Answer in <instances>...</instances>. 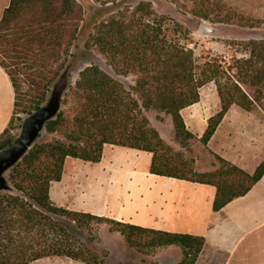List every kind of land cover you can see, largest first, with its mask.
Listing matches in <instances>:
<instances>
[{"label": "trees", "instance_id": "trees-1", "mask_svg": "<svg viewBox=\"0 0 264 264\" xmlns=\"http://www.w3.org/2000/svg\"><path fill=\"white\" fill-rule=\"evenodd\" d=\"M85 1L88 8L82 0H11L0 21V64L16 93L14 115L0 135V148L12 142L23 115L45 100L52 81L73 53L83 23L86 33L90 31L89 49L97 47L118 74H138L137 83L129 84L84 54L91 64L80 71L59 116L48 123V135L61 133L65 138L47 135L36 143L10 173L11 182L20 191L0 192V264H29L50 256L109 264V249L100 247L92 235L93 223L104 221L111 230L121 232L132 248L179 244L184 257L177 264H195L205 236L70 209L52 199L51 186L62 179L68 157L98 162L106 144H117L152 152L150 171L154 173L217 185L216 210L247 193L264 175V160L250 173L218 155L220 168L198 171L183 152L166 142L145 108L170 113L177 134L192 137L182 109L199 101L201 88L216 80L222 107L209 119L202 135L207 144L233 103L253 109L260 102L264 94V37L245 41L249 56L233 64L226 66L214 55L201 63L194 49L182 45V35L193 30L178 23L176 37H169L162 18H153L151 1L125 4L110 18L104 15L112 0ZM195 14L216 19L209 10H196ZM225 75L228 81L222 84ZM24 82L30 85L28 92L23 90ZM243 84L255 86L256 95L251 96Z\"/></svg>", "mask_w": 264, "mask_h": 264}, {"label": "crops", "instance_id": "crops-1", "mask_svg": "<svg viewBox=\"0 0 264 264\" xmlns=\"http://www.w3.org/2000/svg\"><path fill=\"white\" fill-rule=\"evenodd\" d=\"M10 2L0 0V21ZM206 89V85L201 88L199 101L182 109L187 127L194 134L198 133L194 129L198 123H201L202 132H205L209 119L222 107L218 85L211 89L219 94L216 105L207 100ZM15 101L13 82L0 64V135L12 120ZM156 127L168 139L163 129ZM245 131L255 132V139L264 145V109L260 105L247 109L233 103L206 144L212 155L210 163L206 160L202 163L197 161L195 169L201 172L217 170L222 165L218 159L220 155L254 173L264 160V154L252 161L238 150L229 155L222 152L225 146L217 149L213 145L218 138L225 141L232 139L234 142L233 136ZM148 152L150 154L139 152L149 158L145 164H117L114 159L106 163L104 149L102 160L91 161L93 164H89L86 176L90 177V185L87 187L79 186L81 181L76 180V171L68 169L71 158H81L70 156L66 159L62 179L52 183V199L74 210L106 215L157 229L203 235L206 242L195 264H264V175L247 193L216 210L214 202L218 193L217 185L154 173L150 171L153 153ZM118 233L121 234L117 231L113 235ZM107 246L111 251L114 248L110 244ZM121 247L130 249L126 240ZM183 257L184 249L181 245L166 244L153 248L147 256L133 257L135 262L128 264H177Z\"/></svg>", "mask_w": 264, "mask_h": 264}, {"label": "rangeland", "instance_id": "rangeland-1", "mask_svg": "<svg viewBox=\"0 0 264 264\" xmlns=\"http://www.w3.org/2000/svg\"><path fill=\"white\" fill-rule=\"evenodd\" d=\"M84 5L88 8V1L82 0ZM93 1V0H90ZM141 0H112L109 2V9L105 13L104 18H110L119 12L121 6L128 4L135 6ZM152 2L154 14L153 18L161 19L164 22V29L169 37H176L175 30L178 28V23L183 24L186 28L193 30L190 34L182 35V45L187 48H192L195 51L196 57L202 61L206 60L208 55H214L226 66L233 64L236 59L240 57H248L249 49H247L245 41L250 38L264 37V0H149ZM204 1V2H203ZM96 5L102 6L99 2H94ZM205 12L209 10L211 17L216 18L210 20L198 16L195 11ZM92 13L88 12V17ZM203 20L214 24L217 27V32L207 35L198 34V28ZM83 27V28H82ZM78 39L72 47H76L78 51L82 49V57L78 63V70L74 73L73 83L78 78L80 71L86 66L91 64V61L84 58V54H87L91 60L100 63L104 69L110 72L113 76L128 82L129 84H136L138 74L131 72L129 74H118L115 69L107 63L105 56L98 50L97 47L89 49L87 47V40L89 38L88 29L84 23ZM92 28V27H91ZM92 30V29H90ZM61 71V70H60ZM56 78V77H55ZM228 81L227 75H225L220 82L226 84ZM24 92H28L30 85L27 82L23 83ZM207 100L213 104H217L219 94L216 90L211 91L217 85L216 80L208 81L206 84ZM243 87L250 95H256V87L250 84H243ZM48 94V93H47ZM139 98V94L137 95ZM43 102V101H42ZM264 109V94L258 102V106ZM146 114L151 119L152 124L160 126L168 139H165L176 151H181L184 154L185 159L195 168L194 164L202 163L211 159L212 155L208 151L206 143L202 139L201 123L196 124L194 129L198 133L192 137L180 136L176 132V127L172 118V115L165 110L150 107L145 108ZM29 113V112H28ZM26 113V114H28ZM24 114L23 117L26 115ZM17 116V115H16ZM174 124V125H173ZM18 132V131H17ZM48 135V131L42 136L41 140ZM255 132L245 131L237 133L233 136V140L218 138V141L214 143V147L221 149L225 148L222 152L231 154L232 151L236 153L238 150L240 154H246L249 159L256 161L258 158L263 157L264 145L255 139ZM58 136L65 138L61 133L49 134L47 138ZM150 154L148 151H140L139 149L125 147L122 145L108 144L105 148L106 163L114 159L117 164H145L149 161V158L144 153ZM76 160V161H75ZM75 162H77L75 164ZM210 163V162H209ZM89 164L87 160L71 158V162L68 165V169L76 171V180L81 181L79 186H88L90 177L86 176L89 171ZM108 222H95L92 225V235L96 237L95 242L102 248L108 249V244L113 246V250L110 251L109 264H128L135 262L133 257H144L148 253L152 252L151 249H124L121 247L125 239L124 235L118 233L113 235ZM119 232V231H118ZM155 248V247H154ZM134 254H129V251ZM128 252V253H127ZM147 262V260H144ZM29 264H86L82 261L75 260L67 256H50L44 257L30 262ZM148 264H150L148 262Z\"/></svg>", "mask_w": 264, "mask_h": 264}, {"label": "water", "instance_id": "water-1", "mask_svg": "<svg viewBox=\"0 0 264 264\" xmlns=\"http://www.w3.org/2000/svg\"><path fill=\"white\" fill-rule=\"evenodd\" d=\"M217 32V27L203 20L198 28V34L207 35ZM82 57V49L75 47L64 67L50 85L45 100L21 121L14 139L8 145L0 148V192L18 193L20 190L11 182L10 173L31 148L38 143L48 131V123L56 119L64 108V100L73 84L74 73Z\"/></svg>", "mask_w": 264, "mask_h": 264}]
</instances>
